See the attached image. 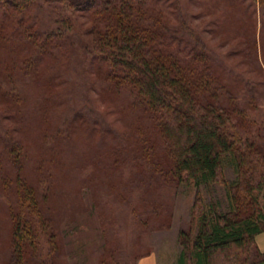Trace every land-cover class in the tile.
<instances>
[{"label":"trees","instance_id":"trees-1","mask_svg":"<svg viewBox=\"0 0 264 264\" xmlns=\"http://www.w3.org/2000/svg\"><path fill=\"white\" fill-rule=\"evenodd\" d=\"M36 1L0 0V109L6 133L12 131L10 142H0V208L9 240L8 264H48L42 261L40 240L48 236L50 253L55 242L44 208L62 173L68 172L73 183L78 169L84 171L80 187H91L95 196L108 190L110 197L124 200L130 189L139 192L130 214L143 227L169 226V206L153 191L193 186L190 219L178 231L179 264L264 262L255 240L264 231V123L227 87L211 55L175 41L153 0H57L64 9L89 16L97 97L122 122L121 128L106 130L107 137L82 113L59 120L52 67L70 19L63 18L61 30L46 33L42 40L29 31L31 24L21 30V13ZM18 39L20 45L31 46L32 54L23 53ZM22 83L31 94L19 87ZM96 142L97 151H89ZM75 143L84 152L73 157L68 146ZM33 149L34 169L28 171L25 161ZM213 184L225 190V210L214 198ZM112 215L107 207L97 211L104 236L99 262L129 264L117 252Z\"/></svg>","mask_w":264,"mask_h":264},{"label":"rangeland","instance_id":"rangeland-1","mask_svg":"<svg viewBox=\"0 0 264 264\" xmlns=\"http://www.w3.org/2000/svg\"><path fill=\"white\" fill-rule=\"evenodd\" d=\"M153 3L161 7L168 21L169 35L180 45L186 44L207 51L223 72L227 87L238 95L240 101L250 105L248 111L251 116L264 123V0H153ZM21 14V30L31 24L29 31L41 40L46 33L61 30L60 21L63 18L70 19V26L65 28L66 40L52 67L57 82L56 91L60 97L57 109L59 120L63 123L75 114L82 113L105 136L108 134L106 130L116 126L121 128L119 116L115 120L97 97V86L94 84L97 59L88 45V14L78 10L68 11L57 0H37L33 7ZM18 35L16 33L17 38ZM22 39L29 41L26 37ZM16 44L22 43L18 39ZM20 46L25 55L32 54L29 44ZM37 63L34 61V65ZM19 87L25 88L28 94L32 93L26 84H19ZM2 116L0 109V142H10L12 131L6 133L7 127ZM99 144L96 142L89 151L94 148L96 152ZM75 145L68 146V149L72 148L73 157L79 151L84 152L80 143ZM28 152L26 169L32 171L37 154L34 149ZM93 170L95 172L96 168ZM76 172L79 174L73 183L68 182V172L62 173L58 189L48 196L44 209L50 219L49 231L54 234L55 244L54 251L50 253L52 246L48 236L41 238L42 261L46 260L48 264H100L104 236L97 211H103L106 207L112 210V225L118 228V242L115 245L116 248L120 246V251L117 252L123 254L129 264H135L139 256L153 250L179 254L178 231L190 219V208L196 191L193 186L168 185L160 187V193L158 190L153 191L154 196L160 195V199L168 204L171 216H167L168 227L150 228L138 225L130 214L139 192L132 188L123 196L114 190L117 196L125 197L124 200L110 197L108 190L96 191L95 196L91 187H80L79 179L83 178L84 171L78 169ZM227 175L233 177L230 170ZM212 190L219 208L225 210L224 188L213 184ZM100 201L104 203L103 206ZM1 203L4 200L0 196ZM2 213L0 208V264H8L9 240Z\"/></svg>","mask_w":264,"mask_h":264},{"label":"crops","instance_id":"crops-1","mask_svg":"<svg viewBox=\"0 0 264 264\" xmlns=\"http://www.w3.org/2000/svg\"><path fill=\"white\" fill-rule=\"evenodd\" d=\"M258 248L264 252V231L257 234L255 237ZM159 253L157 251L148 252L137 258L136 264H179L178 254L167 253L162 251ZM264 264V262L259 263Z\"/></svg>","mask_w":264,"mask_h":264}]
</instances>
